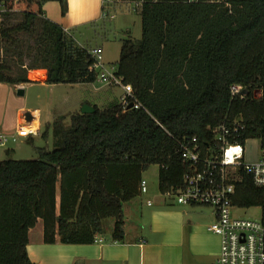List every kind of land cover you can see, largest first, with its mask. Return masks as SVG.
<instances>
[{
	"label": "trees",
	"instance_id": "1",
	"mask_svg": "<svg viewBox=\"0 0 264 264\" xmlns=\"http://www.w3.org/2000/svg\"><path fill=\"white\" fill-rule=\"evenodd\" d=\"M56 1L64 14L66 1ZM0 2L23 17L0 22L1 83L29 82L26 71L9 75L5 61L4 43L14 46L19 32L35 34L26 70L45 69L46 83L96 80L88 50L41 17L43 0ZM139 16L141 37L121 41L116 63L132 89L126 104L91 105L92 113L72 114L68 126L57 118L48 125L51 150L0 160V264H33L26 246L38 221L45 244H92L107 218L114 219L110 241H122L123 204L141 194L149 166L158 167L161 194L182 185L185 138L211 143L210 128L237 119L239 142L264 141V0H144ZM232 84L243 97L231 96ZM231 205L259 207L264 224V186L249 174L236 181Z\"/></svg>",
	"mask_w": 264,
	"mask_h": 264
},
{
	"label": "crops",
	"instance_id": "2",
	"mask_svg": "<svg viewBox=\"0 0 264 264\" xmlns=\"http://www.w3.org/2000/svg\"><path fill=\"white\" fill-rule=\"evenodd\" d=\"M48 1L50 0H43L41 3V17L58 24L73 38L71 31L86 30L103 19L101 0H65L67 7L64 14H61L60 5H48ZM35 71L39 72V77L35 78ZM26 78L29 82L0 83V88L7 90V99L14 98L10 120L16 130L22 125H27L38 129V135L35 136L42 137L40 112L38 109L30 110L25 104L27 93L36 86L52 89L59 85L74 84L46 83V70L43 68L26 70ZM262 98L264 104L263 91ZM25 112L30 113V119L25 118ZM45 123L49 125L50 122ZM21 136L28 138L32 143L34 135H18ZM13 151L14 149L9 148L6 153L10 154ZM141 194L125 202L140 200L142 207L138 214V223L130 225L127 224L129 220L123 210L124 239L122 241L107 242L102 236L101 242L92 244L59 242L45 244L42 242V231L31 240V230L34 227L29 230L26 246L30 261L33 264H77L79 261L85 264H215L219 255L220 240L217 235L206 230V225L214 221L213 213L209 216L193 209H176L170 207L172 205H167L165 201L163 203L156 201V208H150L152 205L150 200L147 199L146 204L143 205ZM145 214L148 216L147 227L142 224L145 221Z\"/></svg>",
	"mask_w": 264,
	"mask_h": 264
},
{
	"label": "rangeland",
	"instance_id": "3",
	"mask_svg": "<svg viewBox=\"0 0 264 264\" xmlns=\"http://www.w3.org/2000/svg\"><path fill=\"white\" fill-rule=\"evenodd\" d=\"M47 1V0H46ZM48 5L58 6L56 0L48 1ZM113 17L102 19L98 24L87 28L86 30H73L74 41L77 45L88 49L101 47L102 58L106 63L116 64L119 58L121 41L130 37L133 41H138L141 37L140 16L139 11L132 9L131 3H122L112 11ZM4 17V16H3ZM5 25L18 24L22 19L20 12H10L7 17L3 18ZM40 31V29H37ZM27 32H19L16 34L17 42L14 46L4 43V47H8L6 64L10 67L9 75L20 76L23 71L31 66L30 57L27 55L32 45V37ZM20 54V56H19ZM39 72L35 71L34 76L39 77ZM1 83V82H0ZM3 87V86H1ZM124 90L120 86H109L102 81L96 80L92 83H79L74 85H59L52 89L49 87H33L27 93L25 104L31 109H38L40 112L41 132L45 136H32L33 141L30 143L26 137L15 136V141L9 140L4 146L0 147V160H28L38 157L37 148L51 150L53 148V137L51 128L45 123H52L57 118L63 119V124H70V116L80 112L82 105H96L98 108H104L112 102L120 101L124 95ZM264 94V89H263ZM16 99L17 97L14 96ZM0 135H15L16 127L10 120L11 107L15 103L14 98L7 99V90L0 88ZM24 97H22L23 99ZM24 99V100H25ZM50 115L49 117H47ZM46 120V121H45ZM48 123V124H50ZM31 137V136H30ZM12 148L14 151L7 154V149ZM243 162L252 163L264 159V141L256 138L247 139L243 144ZM158 167L151 165L142 173V179L146 182V191L141 194L143 205L147 199L152 204L150 208H156V201L159 203L167 202V205L176 209H193L195 211L204 212L211 215L212 209L206 206H196L191 208L188 205L177 204L171 196H165L158 190ZM170 202V203H169ZM141 201L134 200L125 203L124 213L128 217L127 224L138 223V214L141 208ZM148 208V209H150ZM145 209V208H144ZM230 214L238 218H246L250 220L260 219L259 207L230 209ZM114 223L113 218H107L104 222L105 241L109 242ZM148 216L145 214V224L147 227ZM210 223V222H209ZM207 226V225H206ZM42 231L41 221L34 229L31 230L30 238L34 239L37 234ZM77 264H85L78 262Z\"/></svg>",
	"mask_w": 264,
	"mask_h": 264
},
{
	"label": "built area",
	"instance_id": "4",
	"mask_svg": "<svg viewBox=\"0 0 264 264\" xmlns=\"http://www.w3.org/2000/svg\"><path fill=\"white\" fill-rule=\"evenodd\" d=\"M144 0H101V18L113 17L112 11L122 3H131L132 9L139 11ZM16 11L7 9L0 2V22L4 14ZM93 58L92 68L96 80L109 86H120L124 95L120 101L126 104L125 97L131 96L132 89L117 75L116 64L106 63L102 58V49H88ZM95 80V81H96ZM231 96H244L239 84L229 87ZM238 120L232 127L226 123L210 128L212 142L201 144L196 137L185 138L180 143V156L186 165L182 175V185L170 189L165 196L174 198L177 204L188 206H206L212 209L214 221L206 226L209 233L219 237V255L215 264H264V224L261 220L238 218L230 214L231 196L236 181L242 173L249 174L254 184L264 186V159L252 163L243 162V144L236 139ZM38 129L22 125L15 135H0V147L15 136L38 135ZM141 193L146 191V182H140ZM95 237L94 242H101Z\"/></svg>",
	"mask_w": 264,
	"mask_h": 264
},
{
	"label": "water",
	"instance_id": "5",
	"mask_svg": "<svg viewBox=\"0 0 264 264\" xmlns=\"http://www.w3.org/2000/svg\"><path fill=\"white\" fill-rule=\"evenodd\" d=\"M94 111V108L88 104H84L82 105L81 109H80V113L81 114H90ZM25 118L26 119H30L31 118V115L29 112H25L24 114Z\"/></svg>",
	"mask_w": 264,
	"mask_h": 264
}]
</instances>
